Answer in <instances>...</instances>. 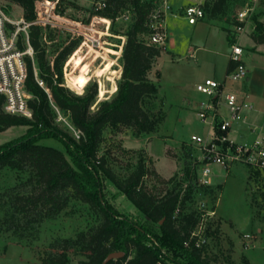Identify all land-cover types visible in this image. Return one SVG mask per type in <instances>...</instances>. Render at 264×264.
I'll return each mask as SVG.
<instances>
[{
	"label": "trees",
	"instance_id": "trees-1",
	"mask_svg": "<svg viewBox=\"0 0 264 264\" xmlns=\"http://www.w3.org/2000/svg\"><path fill=\"white\" fill-rule=\"evenodd\" d=\"M7 1L21 7L26 22L36 20L37 0ZM157 1L103 0L101 9L96 11L111 21V28L120 15L132 12V22L123 34L126 40L117 90L100 102H96V86L76 94L62 80L63 63L75 51L80 38H73L51 59L45 45L52 33L46 34L45 30H54L30 26L38 75L48 93L38 84L32 60L27 57L26 90L32 96L28 101L31 118L6 113L5 98L0 95V132L15 126L28 127L24 136L0 145V171L12 169L20 174L14 187L0 192V237L10 234L19 240H38L43 223L57 219L72 202L88 205L99 217L96 226L80 231L75 238H57L41 256V264H104L113 252H123L124 257L107 264H210L206 247H196L195 239L186 245L199 215L195 211L175 214L180 201L179 183L159 195L145 184L148 173L144 160L122 179L107 157L98 154L108 129L116 132L130 129L135 137H141L155 133L165 121V112L156 106L162 74L157 72L156 81L150 78L163 54V47L150 40L155 32L151 15ZM200 7L208 20L237 23L229 18L235 11L234 0H205ZM253 19L251 38L264 46V22L257 16ZM233 67L231 63L229 71ZM56 109L69 117L80 132L79 138L56 124L59 119ZM49 139L61 143L65 151L40 143ZM184 175L191 176L190 164ZM106 181L112 182L133 203L144 221L122 214L108 201L104 192ZM191 194L189 188L181 206ZM218 232L219 227L208 234L215 236ZM71 252L83 259L72 263Z\"/></svg>",
	"mask_w": 264,
	"mask_h": 264
},
{
	"label": "rangeland",
	"instance_id": "rangeland-1",
	"mask_svg": "<svg viewBox=\"0 0 264 264\" xmlns=\"http://www.w3.org/2000/svg\"><path fill=\"white\" fill-rule=\"evenodd\" d=\"M162 1H157V8L153 13L161 10ZM99 2L103 0H61L62 12L70 19L81 22L80 36L45 30L46 34L52 33V36L47 37L45 45L51 59L73 38H80L75 51L63 63L62 80L76 94H83L88 87L96 86V102L112 97L117 90L122 73L121 55L126 40L123 34L132 22V12L128 11L126 14L129 19L125 20L122 18L124 15H120L111 28L108 19L96 14ZM0 6L6 7L12 19H22L23 11L18 5L0 0ZM234 6L235 11L230 19L250 9L246 30L251 36L255 27L253 18L257 16L264 22V1L234 0ZM222 21L225 22L224 19ZM164 53L171 54L165 47ZM190 61L189 57L180 59L179 56H164L160 65L157 60L150 72L153 81H156L158 71L162 73L156 106L163 109L166 118L158 130L150 135L135 137L130 129H123L121 132L108 129L98 153L99 156L107 157L109 165L122 179L144 160L148 173L144 179L145 184L159 195L174 188L178 180L192 179L191 176L187 178L184 172L188 164L191 169V155H197V151L186 143L192 135L203 134L207 128L196 112L187 113L185 109L187 95L198 76L197 69L187 65L186 62ZM56 112L59 117L56 124L74 138H79L80 132L72 126L69 117L57 109ZM259 122L262 124L259 131L264 133V118L259 119ZM27 131V126H15L0 132V145L24 136ZM40 143L65 151L63 145L53 139L41 140ZM214 167L212 176L220 184H213L210 188L194 187L195 198L208 200L209 206H214L217 210L211 223L214 228L219 227L217 235L208 237L206 231H196L209 241L206 255L210 264H264V174L254 173L242 164H234L225 171L220 165ZM19 178L20 174L15 170L0 171V192L14 187ZM104 192L108 201L119 212L145 220L142 213L126 196L118 192L112 182H105ZM195 205L196 201L186 203L182 206L183 212L193 211ZM98 223L99 217L88 205L72 202L57 219L43 223L38 240H19L10 234L2 235L0 264H41V256L57 238H75L80 231H86ZM70 254L72 263L83 259L81 256H74L72 252Z\"/></svg>",
	"mask_w": 264,
	"mask_h": 264
},
{
	"label": "built area",
	"instance_id": "built-area-1",
	"mask_svg": "<svg viewBox=\"0 0 264 264\" xmlns=\"http://www.w3.org/2000/svg\"><path fill=\"white\" fill-rule=\"evenodd\" d=\"M102 5V2H99L96 11L101 9ZM35 10L36 20L26 22L23 17L17 20L12 19L6 7L0 6V95L5 98L4 111L6 113L26 118L32 116V111L28 105V101L32 96L26 90L27 57L32 60L38 84L48 93L45 82L38 75L34 49L30 43V26L49 27L54 31L67 33L73 37L81 35V22L70 19L62 12L61 0H37ZM249 11L248 8L234 17L237 23L232 25L234 36L229 53L234 67L227 73L223 81L207 78L195 86L196 91L207 98V101L202 102L200 105L198 117L204 124L210 125L212 123L213 133L208 136L194 134L186 143L188 147H192L197 151V155H191L192 179H188L189 181L178 180L181 191L175 214L183 212L180 202L186 195L187 190L191 188L192 194L188 202L196 201L193 211L199 215L198 224L191 232L190 240L186 242V245H189L191 240L195 239L196 247H206L209 241L202 238L196 232L197 229L206 231L208 234L217 228V226L214 228L211 224L213 223L212 218L217 215L216 208L209 206V201L204 198H195L194 188L212 187L211 177L214 165H220L226 170L234 164H242L253 170L254 173L264 174V135H258L251 144L237 143L229 137L232 125L240 118L241 112L252 107L247 101L245 93L239 92L234 86L237 83L244 82L248 75V70L242 59L244 50L238 41V35L245 31ZM183 14L190 24H196L205 17L203 9L197 5L187 6ZM161 15H163L162 10L152 14V19L155 21L153 24L155 32L150 40L152 43L164 48L168 36L161 26ZM122 18L128 20L129 16H123ZM108 25H111V21ZM20 46H23V48ZM222 107H226L227 115L221 113ZM159 264L163 263L159 262Z\"/></svg>",
	"mask_w": 264,
	"mask_h": 264
},
{
	"label": "crops",
	"instance_id": "crops-1",
	"mask_svg": "<svg viewBox=\"0 0 264 264\" xmlns=\"http://www.w3.org/2000/svg\"><path fill=\"white\" fill-rule=\"evenodd\" d=\"M204 1L163 0L161 5L163 13L161 26L168 36L165 48L171 54H162L158 59V65L164 56L167 58L179 56L180 59L189 57L191 61L186 62L187 65L193 66L198 73L191 86L193 89L186 98L187 113L198 114L201 103L207 101L204 95L195 91V86L207 78L223 81L232 63L229 57L234 36L232 25L219 20H208L205 17L196 24H190L183 14L187 6H200ZM247 26L245 23V31L238 35V41L244 50L242 59L248 75L244 82L234 86L239 92L245 93L252 107L241 112L240 118L233 123L229 135L232 141L243 144H251L258 135H264L259 131L262 125L259 119L264 118V46L254 42L250 32L246 30ZM221 113L227 115L226 107L221 108ZM204 125L207 128L199 135L208 136L213 133L212 123ZM215 178L211 177L212 184H220L215 182Z\"/></svg>",
	"mask_w": 264,
	"mask_h": 264
},
{
	"label": "water",
	"instance_id": "water-1",
	"mask_svg": "<svg viewBox=\"0 0 264 264\" xmlns=\"http://www.w3.org/2000/svg\"><path fill=\"white\" fill-rule=\"evenodd\" d=\"M123 257H124V253L123 252H113V253L108 255V257L106 258L104 264H107L111 260H117V259H120V258H123Z\"/></svg>",
	"mask_w": 264,
	"mask_h": 264
}]
</instances>
